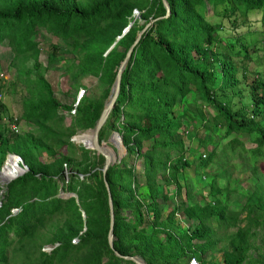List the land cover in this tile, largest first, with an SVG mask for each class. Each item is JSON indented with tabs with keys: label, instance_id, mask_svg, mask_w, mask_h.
Returning a JSON list of instances; mask_svg holds the SVG:
<instances>
[{
	"label": "trees",
	"instance_id": "trees-1",
	"mask_svg": "<svg viewBox=\"0 0 264 264\" xmlns=\"http://www.w3.org/2000/svg\"><path fill=\"white\" fill-rule=\"evenodd\" d=\"M166 1L169 11L164 15L161 0H0V44L4 42L14 57L35 59L39 51L36 35L44 30L56 38L50 45L51 55L57 53L58 40L66 42L73 53L70 65L75 68L74 74L88 73L105 83L99 98H79L72 105L75 114L71 123L56 129L50 119L58 107L69 109L71 105L60 103L50 84L37 78L35 91L22 100L20 113V118L35 128L23 132H13L8 125L0 128V164L6 152H13L28 167L5 183L0 196V264H9L25 242L23 255L32 254L33 264H135L114 255L108 246L103 178L112 201V243L121 254L138 255L146 264H187L192 254L200 259L217 241L210 235L209 219L214 217L217 227L236 226L225 236L222 259L215 264H264V251L258 257L247 252L254 228L264 226V215L250 217L253 227L237 225L241 219H229L227 195L221 201L213 182L209 185L212 199L201 203L181 199L163 213L168 199L163 186L174 183L179 192L176 174L180 169L192 165L197 172L200 167L207 168L218 154L224 161L228 157L247 158L252 168L258 159L264 160V52L261 58L252 57V70L248 63H242L238 71L231 55L247 60L249 53L243 50L245 47L233 50L231 41L221 43L219 24L209 21L206 14V5L211 14L228 18L236 12L245 17L251 10H258L264 34V0ZM134 8L139 10L141 23L133 17ZM151 19L130 51L114 104L97 133L98 141L106 137L107 128L120 135L125 154L142 159V180L126 157L109 164L103 175L102 154L85 148L77 162L81 167L65 173L72 151L61 153V145L71 144L68 137L77 128L93 127L119 62L138 31ZM242 81L247 84L245 93ZM228 95L247 96L248 103L232 108ZM190 99L206 103L215 113L205 118L200 107L187 103ZM196 118L202 120L204 129L223 128L225 136L232 131L250 135L253 145L246 146L233 135L219 151L213 146L203 156L198 153L187 158L184 152L188 146L181 129L192 124L191 133L199 139L194 127ZM145 141L150 142L148 147H144ZM40 149L52 158L41 160L37 155ZM7 168L2 164L0 171ZM60 190L71 194L62 197ZM13 207L18 210L12 212ZM178 210L192 220L180 233L159 222L162 214L171 219ZM55 216L62 218L42 241L57 244L44 251L30 240ZM72 237L76 241L72 242ZM29 243L35 248L28 253Z\"/></svg>",
	"mask_w": 264,
	"mask_h": 264
},
{
	"label": "rangeland",
	"instance_id": "rangeland-1",
	"mask_svg": "<svg viewBox=\"0 0 264 264\" xmlns=\"http://www.w3.org/2000/svg\"><path fill=\"white\" fill-rule=\"evenodd\" d=\"M206 14L209 21L219 24L218 33L222 38L221 43L227 44L231 41L234 44L233 50L236 49L237 46L245 47L243 50L249 53L250 57H248L249 59L247 60H240L239 56L231 55V59L238 66V71L241 70L242 63H248L247 67L249 70H252L251 68L254 66L253 58H261L264 52V34H262L259 22L260 11L255 9L251 10L245 17L236 12L228 18L227 16L221 17L211 14L210 6L206 5ZM133 17L137 18L139 23L142 22V18H139L138 9L133 10ZM231 17L234 20H230ZM36 39L38 41L39 51L35 59L29 56L14 57L9 47L4 42L0 44V128L8 125L9 129L13 132H23L35 128L33 123L21 119L20 113L23 105L22 100L35 91V80L37 78L42 77L50 84L53 95L60 103L71 105L69 109L58 107L57 114H54L53 118L50 119L49 122L56 129H61L63 126L71 123L72 117L75 114L74 112L72 113V105H74L79 98L87 96L99 98L105 87V83L99 80L97 76L88 73L74 74L75 68L70 65L73 61V53L66 42L58 40L57 44H59V46L57 53L51 55L50 45L52 42L56 41V38L44 30H40L36 35ZM261 66L263 65L261 64ZM261 71L264 74V67ZM248 80L249 79L246 78L247 82ZM240 86L244 90L243 93H245L247 84L242 81ZM107 96L103 99V104ZM224 98L225 97L222 96L221 100ZM227 98L230 99L228 102L232 108L243 106L248 103L247 96L238 97L236 95H228ZM188 102L191 106L196 105L200 107L205 118L210 119L215 113V110L206 103H201L197 100L193 101L191 99L188 100L187 103ZM59 115H63L62 119H59ZM255 118L258 119V116ZM11 123L15 124V130L11 128ZM201 124L202 120L196 118L194 127L197 128L196 134H198L199 139L201 138L202 143L191 133L192 124H186L181 129L184 141L188 146L184 152L187 158L195 157L198 153L203 156L206 154L207 150L211 149L213 146L219 151L221 145L233 135L242 139L244 145H253L250 135L232 131L225 136L222 135L223 128H218L213 131L202 128ZM90 128L91 127L77 128L75 132L68 137L71 144L65 142L64 145H61V153H70V151H72V154L69 155L71 160L65 164V173L68 170H74L77 166L81 167V165H77V162L80 160V153L83 148L93 149L90 148L93 133L89 131L80 133ZM112 133L113 131L107 128V135L105 138L101 139V142H105L110 148L116 149L114 148L116 145L111 140ZM74 136L75 140L73 139ZM206 138H209V141H206L205 144ZM203 143L205 146H203ZM149 144V141H145L144 147H148ZM119 150L120 149L117 151L119 152ZM7 153L8 152L3 156L0 168L2 167ZM37 155L43 161H48L52 158L51 155H48L41 149L37 151ZM122 157H126L128 162L133 163L135 175H137L138 179L142 180L141 157L133 159L134 155H126L124 150L119 157L114 158V162H117L116 160ZM255 164L256 167L252 168L249 159L242 156H236L235 158L228 157L224 161L223 157L218 154L217 156L215 155L213 162L208 165L207 168L200 167L197 172L193 170L192 165L180 169L176 174V182L180 185L179 192H176L174 183L163 186L168 193L167 205L163 206V213L165 214L171 206L181 199H185L187 203H201L205 200L212 199V195L209 193V185L213 182L214 186L219 189L216 196L221 201H223L225 195H227V215L229 219L231 220L232 217H235L241 219L237 225L248 224L253 227L250 217L260 218L264 215V160L258 159ZM12 166L15 167L14 163ZM8 170L11 172L12 168L8 167L4 172L6 173ZM7 181L2 177V172L0 171V196L3 193ZM161 182L162 179L158 178V183ZM186 190H188V197H185ZM70 194L71 193L64 190L59 191V195L62 197H66ZM248 209L250 210L249 216H246L245 214L248 212ZM164 214H162L159 222L165 227H171L176 233H180V231L185 228V225L192 224V220L186 218L179 210L177 213L173 214L171 219H166L163 216ZM61 218V216H55L47 220L30 241H34L36 245L40 244L39 249H42L41 247L43 245H50V243L42 240L50 235L53 226L59 223ZM209 223L212 229L210 235L216 238L217 241L200 259L215 264L222 259L221 247L226 242L225 236L234 231L236 226L231 225L226 228L221 226L217 227L214 217L209 219ZM254 231L255 234L251 238V245L247 252L252 257H258L259 253L264 251V226L257 225ZM161 235L162 233L159 234V236ZM24 241L25 240H23V242ZM29 244L31 246H29L30 249H28V253L31 249L35 248L31 243ZM24 248L27 250L26 242L24 246H22V249L14 253V256H12L13 254L11 255L12 257L9 259V264H33L31 261L32 254H28V256L23 255L25 253ZM202 264L204 263L202 262ZM242 264L248 263L244 262Z\"/></svg>",
	"mask_w": 264,
	"mask_h": 264
},
{
	"label": "water",
	"instance_id": "water-1",
	"mask_svg": "<svg viewBox=\"0 0 264 264\" xmlns=\"http://www.w3.org/2000/svg\"><path fill=\"white\" fill-rule=\"evenodd\" d=\"M162 4L165 8V14L166 15L169 11L168 8V3L166 0H161ZM157 18V17H155ZM153 18V19H155ZM149 20L147 21L144 26L138 31V33L136 34L134 40L132 41V43L129 45V47L127 48L124 57L122 58V60L119 62L116 72H115V76L112 82V85L110 87V93L107 96L106 101L104 102V105L102 106L100 113L93 125V127H91L90 129L93 131L94 134V146L92 147L94 150L98 151L100 154H102L103 156V165L101 167V171L102 174L104 175V172L107 168V166L109 164H111L112 162H114V158H110V156L108 155V153L101 147V141H98V137H97V133L99 128L101 127V125L103 124V122L105 121L107 114L109 112V110L111 109V107L114 104L115 98L117 96L118 90H119V81H120V74L121 71L125 65V62L130 54L131 49L133 48V46L135 45L140 33L143 31V29L153 20ZM131 23V21H129L127 23V25H125L122 29V33L127 30L129 24ZM119 36V35H118ZM117 36V37H118ZM116 37V38H117ZM114 43V41L110 44V46L108 48H110L112 46V44ZM113 133L116 134L117 138L119 139V141L121 142L120 139V135L116 132L113 131ZM119 157V156H118ZM117 161V160H116ZM103 182L106 188V195H107V206H108V228H107V233H106V239H107V243L108 246L112 249L114 255L121 257L123 259H128L133 261L135 264H146V262L138 255H130V254H121L120 252H118L114 247H113V243H112V239H113V232H112V224H113V209H112V201H111V196H110V192L108 189V184L107 181L105 180V178H103ZM73 194V193H72Z\"/></svg>",
	"mask_w": 264,
	"mask_h": 264
},
{
	"label": "bare ground",
	"instance_id": "bare-ground-1",
	"mask_svg": "<svg viewBox=\"0 0 264 264\" xmlns=\"http://www.w3.org/2000/svg\"><path fill=\"white\" fill-rule=\"evenodd\" d=\"M86 130H89L90 133H93V131L91 129H86ZM73 139L75 140V136H74ZM111 140L116 145V147H115L116 148V152H115V150L113 148H110L105 142L101 143V147L108 153L110 158H115V157L120 156L123 153L124 147L121 144V142L119 141V139L117 138L115 133L112 134ZM93 146H94V134H93V138H92V141H91L90 148H92ZM118 149H120L119 152L117 151ZM13 163H14L16 168L12 166ZM3 164L7 165L10 168H12L11 172L8 170L6 173L3 171V169L1 170L2 177L5 178V179L8 178L10 175H13L14 173L19 171V167H18L19 165L16 162L15 156L12 155V154L8 155L5 158Z\"/></svg>",
	"mask_w": 264,
	"mask_h": 264
},
{
	"label": "built area",
	"instance_id": "built-area-1",
	"mask_svg": "<svg viewBox=\"0 0 264 264\" xmlns=\"http://www.w3.org/2000/svg\"><path fill=\"white\" fill-rule=\"evenodd\" d=\"M133 10H136V9L134 8ZM72 111H73V109H72ZM10 126L14 130L16 129V126H15L14 123H11ZM11 154L15 156L16 162L19 165L18 166L19 167V171L16 172V173H14L13 175H10L8 178H6V181L7 180H10L11 178L15 177L16 175L22 173L23 171L27 170V168H28L27 165L24 163V161L22 160V158L18 154L13 153V152H10V153L8 152L7 155H6V157L8 155H11ZM11 210H12V212H15V211L18 210V207H13ZM71 241L72 242L76 241V237H72L71 238ZM55 244H57V242H54V243H52L50 245H43L41 248H42V250L48 251ZM187 264H202V262H201V260L199 258H197L195 255L192 254V255H190L188 257Z\"/></svg>",
	"mask_w": 264,
	"mask_h": 264
}]
</instances>
